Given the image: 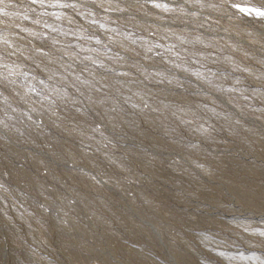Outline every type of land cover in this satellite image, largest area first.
Segmentation results:
<instances>
[{
    "label": "clouds",
    "instance_id": "clouds-1",
    "mask_svg": "<svg viewBox=\"0 0 264 264\" xmlns=\"http://www.w3.org/2000/svg\"><path fill=\"white\" fill-rule=\"evenodd\" d=\"M244 152L264 162V23L234 0H0L21 264H113L101 241L128 233L138 264H264V206L187 211Z\"/></svg>",
    "mask_w": 264,
    "mask_h": 264
},
{
    "label": "rangeland",
    "instance_id": "rangeland-1",
    "mask_svg": "<svg viewBox=\"0 0 264 264\" xmlns=\"http://www.w3.org/2000/svg\"><path fill=\"white\" fill-rule=\"evenodd\" d=\"M234 3L242 23L252 26L264 23L258 19L264 16V0H234ZM225 163L226 167L216 183L204 189L200 199L187 211L203 209L200 215L208 216L216 210L213 205L221 200L236 205L264 206V171L257 170L258 166L264 167V162L244 152L229 157ZM164 188L167 189L168 186L164 185ZM171 207L177 212L185 211L175 203ZM101 243L104 255L109 256L113 264H119L120 261L138 264L135 251L141 243V237L137 234L128 233L120 240L104 239ZM20 257L15 238L6 227L0 225V264H21Z\"/></svg>",
    "mask_w": 264,
    "mask_h": 264
}]
</instances>
